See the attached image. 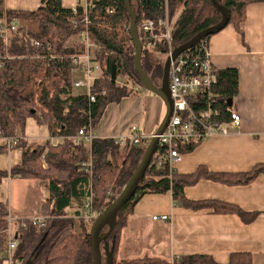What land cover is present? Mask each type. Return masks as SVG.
Returning <instances> with one entry per match:
<instances>
[{"label": "trees", "instance_id": "16d2710c", "mask_svg": "<svg viewBox=\"0 0 264 264\" xmlns=\"http://www.w3.org/2000/svg\"><path fill=\"white\" fill-rule=\"evenodd\" d=\"M166 1L171 47L176 48L193 36L199 17L211 0H130V8L127 0H96L89 24L82 21V13L74 14L72 8L63 6L62 0H41V5L35 10H7L3 7L4 0H0V18L6 14L11 19L19 20L8 45L0 40V133L5 137L19 136V130L22 133L25 131L26 120L34 117L47 126L52 138L64 139L56 145L46 142L35 149H25L20 164L6 171L0 170V181L12 176L49 182V194L41 209L46 226H33L29 217L12 222L13 237L17 241L13 257L19 264H93L92 226L127 185L141 160L142 152L133 149L130 153L128 145L120 146L112 138L97 137L91 144H76L74 137L90 119L96 128L110 104L132 96V90L121 85L120 79L128 77L143 86L136 65L137 45L133 31L137 30L139 39L143 35V22L152 20L155 31L164 34L166 27L162 20L165 19ZM227 1L217 0L221 5ZM252 1L256 0L230 2L228 23L239 24L246 17V7ZM218 12L211 6L206 18L211 19ZM74 18L78 21L76 25L72 23ZM133 18L136 20L134 26ZM25 21H34L38 26L33 29L32 26H24ZM205 28L206 25L197 28L196 33ZM86 29L90 41L97 47L95 52L103 67L102 77L97 81L100 94L97 101L91 104L87 96L73 86L78 66L72 57L84 53L86 46L81 33ZM213 33L204 40L208 41ZM32 39L41 44H33ZM203 41L192 52H198ZM161 42L158 47L141 50L139 63L147 73L160 49L161 55L168 52V48H160ZM190 70L196 69L191 67ZM215 73L218 83L214 91L222 99L217 106L223 109L226 100L235 98L238 93V72L228 68L215 70ZM103 90L106 93H102ZM19 146H24L22 139L16 145ZM193 146H183L180 150L182 153L188 152ZM86 162L91 163L89 172L83 166ZM263 172L264 163L243 175L199 169L194 174L178 176L175 172L170 174L167 161L157 167L153 157L140 187L118 214L110 235L113 264H172L152 257L126 261L117 259L121 230L127 222L125 211L143 195L171 190L174 200L183 206H213L218 212H237L244 220V213L235 206L218 201H191L185 197L184 189L203 177L227 184H245ZM109 192L114 196H109ZM91 193L92 211L95 214L93 220L80 215V209ZM71 209L76 210L71 214ZM7 217L8 203L1 202L0 253L9 246ZM4 258H0V264H5ZM247 260L245 264H251V259ZM235 261L233 255L230 264H236ZM174 264L216 263L207 255H190L181 257Z\"/></svg>", "mask_w": 264, "mask_h": 264}, {"label": "crops", "instance_id": "0c3cea01", "mask_svg": "<svg viewBox=\"0 0 264 264\" xmlns=\"http://www.w3.org/2000/svg\"><path fill=\"white\" fill-rule=\"evenodd\" d=\"M62 1L63 6L68 8L77 4V0ZM3 5L7 10H35L41 5V0H4ZM25 23L32 26L36 22ZM208 41L214 70L232 68L238 72V93L235 98L226 100L225 108L237 109L242 123L236 131L209 137L195 144L191 151L182 153L181 158L172 164V172L188 176L203 169L213 173L243 175L264 163V0L250 2L246 7V17L239 24L227 22ZM142 88L147 91L144 97L132 95L109 105L94 128L97 137L112 138L133 122L139 124L142 133H154L161 117L165 116L166 106L159 95L145 86L140 85L136 91L141 92ZM39 124L46 127V136L42 133L36 139H30L18 131L24 146L15 147L23 150L18 153L15 164L10 158L11 166L21 163L23 151L30 140H44L33 141L36 144L34 149L46 142L56 145L64 141L63 138H52L47 126ZM0 140L3 142L0 152L12 153L15 148L7 151L5 141ZM4 179L13 189L14 181L21 178L9 176ZM3 180L0 181L1 188ZM21 180L29 183L27 202L17 204L1 198L0 203H8L9 217L12 218L41 215L42 204L49 194V182ZM184 195L191 201H218L235 206L244 213V220L237 212H218L213 206H183L174 200L171 190L148 193L125 211L127 222L121 230L117 259L126 261L152 257L174 264L184 256L207 255L216 264H230L235 255L236 264H245L249 261L247 259H251V264H264V172L245 184H227L203 177L186 186ZM30 199L32 202L28 203ZM75 210L69 211L72 214ZM165 215L169 216L167 221L153 219L154 216Z\"/></svg>", "mask_w": 264, "mask_h": 264}, {"label": "built area", "instance_id": "2783aa9c", "mask_svg": "<svg viewBox=\"0 0 264 264\" xmlns=\"http://www.w3.org/2000/svg\"><path fill=\"white\" fill-rule=\"evenodd\" d=\"M95 4L96 0H77V4L72 7V11L74 14L82 13V21L89 24L90 14L93 12ZM109 11L113 12L114 10ZM168 22V3L166 1L165 19L162 20L166 27V32L158 34L155 31L154 22L146 20L142 24L143 35L139 39L137 37L141 49L158 47L161 39L163 41L160 48H168V52L161 56L163 63L152 65L153 69L156 66H159L160 69L148 71L150 80L157 88L162 86L165 61L171 56L174 49L171 47V32ZM72 23L76 25L78 21L74 18ZM18 25L19 20L17 18L11 19L6 14L0 18V40L2 39L4 45H8L10 35L12 31L18 28ZM134 32L137 35V30ZM81 35L85 40L86 47L84 53L72 57L74 64L78 66L74 74L73 86L75 90L85 94L91 104L97 101V97L100 94L97 81L102 77L103 67L95 52L97 47L90 41L87 29ZM32 42L37 46L41 44L36 39H32ZM135 44L137 45V42ZM192 50L182 53L171 63L168 89L172 101V113L165 130L159 135V146L154 154L157 167H161L166 161L168 162L170 174L173 173L172 164L181 158V147L198 144L214 135L234 132L239 129L242 123V117L237 109L226 106V113H224V109L217 106L218 103H221V98L214 91L215 85L218 83V77L211 62L209 41L204 40L202 48L198 52H192ZM5 54L8 57L7 52ZM159 54H161V49ZM1 55L2 52L0 50V57ZM191 67L196 70H190ZM130 81L131 79L128 77L119 80L121 85L136 91L140 84L135 82L129 84ZM102 93H106V91L103 90ZM226 116L229 118L227 119ZM163 119L161 117L159 125ZM159 125L154 133L149 134L148 132L142 133L139 124L133 122L128 128L112 138L120 146L128 145L131 149L142 152V150L145 151L151 142ZM0 138L5 141V148L9 152L21 141L19 136L5 137L1 133ZM95 138H97V134L90 119L87 124L79 129L74 137V142L76 144L82 142L91 144ZM83 166L86 171H90L91 163L86 162ZM109 196L113 197L114 194L109 192ZM92 202L93 194L91 193L80 209V215L89 220L95 218V214L92 211ZM158 218L167 221L169 216L153 217L154 220ZM5 219L9 222V246L5 252L0 253V258L5 257V264H19L18 260L13 257L17 241L13 237L14 230L11 227L12 222H17L19 218L7 217ZM29 219L30 224L37 228L46 226V218L42 215L33 216ZM23 225L26 226V222Z\"/></svg>", "mask_w": 264, "mask_h": 264}, {"label": "water", "instance_id": "95a60500", "mask_svg": "<svg viewBox=\"0 0 264 264\" xmlns=\"http://www.w3.org/2000/svg\"><path fill=\"white\" fill-rule=\"evenodd\" d=\"M234 0H228L221 8L222 14L220 12L217 13L214 21V25L206 28L198 33H195L189 40L184 42L183 44L179 45L178 47L174 48L172 51L171 56H169L164 65V74L162 77V86L161 88L155 87L153 82L150 80L148 73L145 72L139 63V56L141 54V46L138 43L137 35L134 32V38L137 42V68L142 77L143 86H145L148 90L152 93L159 95L166 106V113L164 116L163 121L159 125L154 137L152 138L151 142L148 144L147 148L145 149L142 158L130 178L127 185L123 188L122 192L115 198V200L103 211V213L96 219L94 225L92 226L91 230V245L93 250V264H102V251L101 246L103 244V238L106 240L109 239L110 234L113 232V229L116 225L117 217L120 211L124 208V206L128 203V201L135 195L136 190L140 187L141 182L146 174V171L154 157L155 152L159 146V135L165 130L171 113H172V101L169 95V70L172 61H174L179 55L182 53L194 49L203 39L206 38L209 34L220 30L225 24H227L229 20V9L228 4L233 2ZM217 0H211V6L216 5ZM127 6L130 8V0H127ZM136 20L133 18V26ZM232 104V100H229V105ZM105 226V232L103 237L99 240L98 233L103 226ZM112 250H111V261L110 264H113L112 258Z\"/></svg>", "mask_w": 264, "mask_h": 264}, {"label": "rangeland", "instance_id": "374dc122", "mask_svg": "<svg viewBox=\"0 0 264 264\" xmlns=\"http://www.w3.org/2000/svg\"><path fill=\"white\" fill-rule=\"evenodd\" d=\"M210 10H211V4L207 5L204 13L199 17L194 32H196L197 27L198 28L199 27H203L204 25L208 26L209 23H211V24H209V27L214 25V21H215V17L216 16H212L211 19H207L206 18V14H208L210 12ZM25 25L28 27V25L26 23H24V26ZM37 26H38V23H34L31 28L32 29L33 28H37ZM162 60L163 59L161 58V54H159V57H156V60H155L154 64L155 63H163ZM159 69H160L159 66H156L154 69H153L152 66L150 68V70H159ZM135 81H137V80H135ZM132 82L133 81L131 79L129 84H132ZM137 82H139V81H137ZM146 93H147V91L145 89H143V91H141V92L134 91V90L132 91V95H134V96L137 95L138 97H144ZM46 130H47L46 127H41V125L38 123V120H36L34 117H29L26 120V126H25L24 135L26 137H31L30 139H36L42 133H44V136H46L47 135V131ZM0 139H2V138H0ZM33 141L34 142H44V140H30L26 144V146H27L26 148L27 149H34L36 144ZM0 146H3V142L1 140H0ZM22 150H23V148H15L12 151V153H10V154L8 152L6 153V152H2L1 151L0 152V170H2V171L9 170V168L11 167V165L9 163L10 158L13 159L12 160V164H15L16 159H18V153H20ZM129 150H130V153H131L133 148L132 149L130 148ZM142 155H143V153H142ZM3 182H4L3 187L2 188L0 187V192L1 193L3 192L2 195L0 193V195H1L0 199L3 198V199H8L10 201L13 200L14 203L18 202L17 204H22L24 202L25 203L27 202L26 190H27V187L29 185V183L27 181H23L21 179H19L18 181H14L15 183H14L13 189H11L9 187V184H8L7 180L4 179ZM0 186H1V184H0ZM29 196L32 199V195H29ZM31 199L29 200L28 203L32 202ZM109 241H110V236H109ZM103 253H104V251H103ZM103 261L105 262V255L104 254H103Z\"/></svg>", "mask_w": 264, "mask_h": 264}, {"label": "bare ground", "instance_id": "6f19581e", "mask_svg": "<svg viewBox=\"0 0 264 264\" xmlns=\"http://www.w3.org/2000/svg\"><path fill=\"white\" fill-rule=\"evenodd\" d=\"M223 5L219 4L218 2L216 3V5H214V7L222 14V8ZM105 226L106 224H103V226L101 227L99 233H98V238L99 240L103 237L104 232H105ZM101 251H102V264H110L111 261V246H110V241L109 239L106 240L105 238H103V244L101 246ZM104 251V253H103ZM103 254L105 255V262L103 261Z\"/></svg>", "mask_w": 264, "mask_h": 264}]
</instances>
